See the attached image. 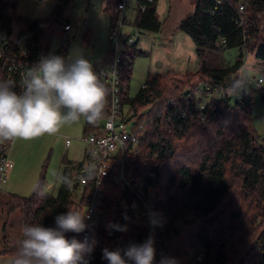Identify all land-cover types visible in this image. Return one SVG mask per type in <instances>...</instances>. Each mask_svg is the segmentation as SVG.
Returning <instances> with one entry per match:
<instances>
[{
  "label": "trees",
  "instance_id": "trees-1",
  "mask_svg": "<svg viewBox=\"0 0 264 264\" xmlns=\"http://www.w3.org/2000/svg\"><path fill=\"white\" fill-rule=\"evenodd\" d=\"M71 1L57 0L45 18L16 19L11 7L0 0V31L7 35V53L16 55L25 48L26 56L20 60L29 67L49 56L52 40L64 32V9ZM119 1L106 0L104 12L110 28ZM134 1L133 28L159 32L154 0ZM239 3L244 4L243 15L237 13ZM16 22L21 27L14 33ZM175 31L194 45L198 60L195 72L148 74L142 88L130 98L133 63L147 54L134 45L122 54L121 112L127 107V120H134L139 146V154L125 159L123 170L127 180L142 187V197L151 210L150 215L136 221L130 209L135 196L114 184L120 167L114 163L99 188L98 208L105 218L92 229L100 241L88 262L107 264L102 258L104 248L140 244L151 234L156 264L161 255L175 258L178 264H264V140L257 138L251 112L253 94L264 104V83L238 97L226 91L229 77L239 71L248 52L259 65L264 82V0H195L193 12ZM230 50H237L231 64L224 57ZM59 52L64 54L65 48ZM0 80H10L1 66ZM204 85L220 87L221 91L204 90L198 95L196 91ZM108 102L107 96L101 120L107 115ZM101 120L94 125L84 121L83 134H102ZM65 174L72 181L67 167ZM93 184L94 179L87 177L75 197L77 185L72 184L69 190L61 183L58 193L51 195L45 192L41 176L29 197L8 195L5 206L11 231L3 238L0 255L12 261L25 224L54 226L55 217L68 209L83 214ZM42 190L46 195H39ZM151 218L162 222V227L151 228ZM110 224L126 225L127 231L112 230ZM81 235L66 233L67 238L79 241ZM200 254L201 261L196 262Z\"/></svg>",
  "mask_w": 264,
  "mask_h": 264
},
{
  "label": "clouds",
  "instance_id": "clouds-1",
  "mask_svg": "<svg viewBox=\"0 0 264 264\" xmlns=\"http://www.w3.org/2000/svg\"><path fill=\"white\" fill-rule=\"evenodd\" d=\"M246 78L234 79L227 93L238 97L248 89ZM10 80H0V141L32 140L57 134L65 124L82 120L96 124L105 114L108 90L90 60L76 51L67 58L49 55L28 68L22 75L19 91ZM87 177L95 178L96 170L89 167ZM60 182L71 190L72 181L65 174ZM39 195L46 193L42 190ZM89 217L80 211L68 209L55 217L54 226L41 223L25 224L11 264H88L95 241L69 239L66 233L85 231ZM127 218V217H125ZM153 227L161 226L153 218ZM110 229L127 231V226L110 224ZM107 264H156L153 235L140 244L131 243L126 248L102 250ZM159 264H178L175 258L161 255Z\"/></svg>",
  "mask_w": 264,
  "mask_h": 264
},
{
  "label": "rangeland",
  "instance_id": "rangeland-1",
  "mask_svg": "<svg viewBox=\"0 0 264 264\" xmlns=\"http://www.w3.org/2000/svg\"><path fill=\"white\" fill-rule=\"evenodd\" d=\"M52 2V3H51ZM55 0H46L38 2V0H21L15 8V12L19 16H43L49 14L50 9ZM43 3L44 5L42 6ZM52 4V5H51ZM106 0H72L64 9V18L70 20L71 31L68 32L66 41L67 58L76 51L82 54L92 62H101L110 51V21L103 11ZM126 19L131 20L133 16L132 2H127ZM170 0H158L156 13L161 21L167 18L170 10ZM24 8L27 12H24ZM21 9V11H20ZM13 11V10H12ZM14 13V12H13ZM68 22V21H67ZM169 22H167L162 31H165ZM21 27V23L14 25L17 32ZM129 31V32H128ZM124 33L134 34L136 39L144 48H148L150 56L138 57L133 63L132 76L129 83V97L133 98L142 88L149 72H153L154 68H162L167 62L169 54L163 49L162 32L156 37L140 34L136 29L128 27L123 29ZM155 38V40H153ZM150 39H152L150 41ZM150 41V42H149ZM190 41V40H189ZM251 42V41H250ZM249 42V43H250ZM253 41L250 43V45ZM59 47V39L54 38L51 43L50 53H56ZM166 47V46H165ZM152 49V51H150ZM237 55V50L227 51L224 55L226 61L231 64ZM252 55L246 53L244 55L243 65L237 71V78L248 79V89L257 88V80L262 78V74L257 69ZM248 77V78H247ZM263 79V78H262ZM231 83V82H230ZM228 82V84H230ZM264 83V82H263ZM199 95V92L196 91ZM208 102V97L204 98L203 104ZM253 128L259 141L264 140V104L259 100L258 94H253L252 102ZM124 116L128 118L129 113L127 107L124 108ZM131 125L134 120L130 121ZM103 124V120L99 122ZM86 135L83 134V127L80 123L65 124L55 135H43L32 140L16 139L12 146L13 151L11 161L15 165L12 173L13 176L8 178L7 182L1 185L0 190V246H3L4 236H7L10 229V217L7 214L5 206L7 196L10 194L29 197L39 178L44 177L45 192L56 195L61 185L59 177L63 175L64 169L67 167L71 171L72 184H76L75 197L80 194L82 186L79 182L80 170L78 162L75 164L73 160H82L87 145L83 141ZM66 140L69 145H66ZM14 156V157H13ZM75 158V159H73ZM74 165H73V164ZM0 264H11V258L7 255H0Z\"/></svg>",
  "mask_w": 264,
  "mask_h": 264
},
{
  "label": "built area",
  "instance_id": "built-area-1",
  "mask_svg": "<svg viewBox=\"0 0 264 264\" xmlns=\"http://www.w3.org/2000/svg\"><path fill=\"white\" fill-rule=\"evenodd\" d=\"M129 0H120L117 5V14L114 22L110 28V51L108 53V59L105 63L99 65L96 68V72L101 74V79L108 90V112L101 125L102 134L91 133L83 138L86 143L87 149V161L89 165L86 168L80 170L79 182L84 185L87 181L86 169L94 167L96 170V176L94 178L93 192L91 194L88 205L84 208L83 214H86L88 219L85 223L87 228L82 232L81 240L86 238L89 241L94 240L95 246L98 245L100 238L98 235L92 232L95 225L102 222L105 218V214L98 208L99 199L101 197L100 185L102 178L106 177L113 169L114 163L118 164L119 170L114 177V184L116 187L124 192H129L135 196L134 202L130 205L131 213L133 217L138 221L140 217L150 215L151 206L142 197V187L136 183L130 182L124 175L123 165L125 159L129 157H136L139 154L138 137L133 130V124L124 116L121 112V91H120V77H119V65L121 63L122 54L127 47H131L134 44V39L123 32V29L129 25V21L126 19L127 2ZM148 3H152L153 0H146ZM145 6H141V10H144ZM244 4L239 3L237 5V13L243 15ZM70 31V25L64 26V32L59 39V47L56 51L63 50L66 47V41L68 32ZM7 35L5 31H0V66L8 74V78L13 81L19 91V84L22 75L30 68L20 59L26 56V49L21 48L17 51L16 55H9L7 53ZM55 53V54H56ZM53 55V54H49ZM236 74L229 77L228 82H232L236 79ZM263 83V79L257 80V87ZM215 90V92L221 91L220 87L213 88L211 85H204L199 87L198 92ZM140 128V126H139ZM14 141H1L0 142V187L6 183L8 172L13 168V162L10 158V151ZM66 145H69V141L66 140ZM151 228L153 226L151 225ZM202 255H198L195 258L196 262H200ZM89 264V262H88Z\"/></svg>",
  "mask_w": 264,
  "mask_h": 264
},
{
  "label": "crops",
  "instance_id": "crops-1",
  "mask_svg": "<svg viewBox=\"0 0 264 264\" xmlns=\"http://www.w3.org/2000/svg\"><path fill=\"white\" fill-rule=\"evenodd\" d=\"M1 1L4 3H7L11 7V9L14 12V17L16 19L26 18L23 16H19L15 12V8H16V6H18V3L21 0H1ZM45 1L46 0H38V2H43V3ZM157 1L158 0H154L155 10H156V6H157ZM56 2H57V0H55L53 5L51 4L52 5L51 9L55 6ZM131 2H132V8L131 9L134 12L135 1L131 0ZM43 3H41L42 6L44 5ZM170 3H171V7H170V10L168 12L167 18L164 21H161L159 19V21L161 23V28H160L159 32H156V33L143 32V31H139L136 29L140 34L141 33L147 34L148 36H153V37H156V35H158L162 32V40H163L162 42L164 43V46L162 48L166 49L167 54H169L167 62L165 63L164 66H162V68H154L153 72L152 73L149 72L148 74H161V73H166V72H170V71L176 72V73H186V72L190 73V72H195L198 69V60H197V57L195 54V48H194L192 41L183 33L175 31L179 22L185 16H187L193 12L195 0H170ZM127 10H128V7H127ZM20 11H21V9H20ZM23 11L27 12V10L25 8ZM103 11H104V9H103ZM46 14L47 13H45L43 16H40V17L39 16L27 17V19L45 18ZM134 17H135V13H133L132 18L129 21V25L127 26L128 30L131 29V27H133L132 23H133ZM67 21L68 22L66 24L71 25L70 20H67ZM167 22H169L168 23L169 25L167 26L165 31H162ZM17 23H19V22H17ZM71 29L72 28H70V31H71ZM15 31L16 30L14 29V33H16ZM127 34H128V36H130L134 39L133 45H134V48L136 50H139V51L146 53L147 55L145 57L150 56L151 52H149L148 48H144V46H141L144 44H141V42H139V40H138L139 37L135 39L133 37L134 34H131V33H127ZM151 40L152 39H150V41ZM153 40H155V38ZM150 51H152V49ZM65 54H66V48H65L64 54H61V52H59V53H56L55 55L64 56ZM107 59H108V53L106 54V56L104 57V59L101 62H96L93 64L94 70L96 71V68L98 67V65L105 63L107 61ZM80 124L83 127L84 121L82 120L80 122ZM12 151H13V149H11V151H10V157H12V153H11ZM73 159H75V158H73ZM87 159H88L87 152L85 150L82 160L81 161L80 160H73V162L75 164L78 162L79 167H80L79 170H81V169L89 166V165H87L89 163V161H87ZM14 167H15V165L8 172L7 180H8V178H11L13 176L12 171H13ZM0 190H1V187H0ZM12 195H16V194H12ZM16 196L22 197L20 195H16Z\"/></svg>",
  "mask_w": 264,
  "mask_h": 264
}]
</instances>
